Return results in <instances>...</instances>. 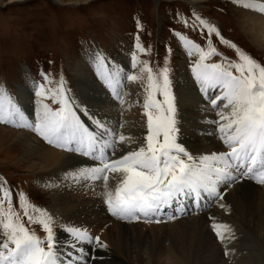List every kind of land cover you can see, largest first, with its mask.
Wrapping results in <instances>:
<instances>
[{
    "label": "snow or ice",
    "instance_id": "snow-or-ice-1",
    "mask_svg": "<svg viewBox=\"0 0 264 264\" xmlns=\"http://www.w3.org/2000/svg\"><path fill=\"white\" fill-rule=\"evenodd\" d=\"M230 2L246 10L264 13V3L257 0ZM183 23L185 28L189 27L187 18ZM190 26L207 33L203 45L180 32H174V35L182 42L188 57L191 79L204 101L202 110L215 113L216 118L205 120L214 125L212 134L217 136L223 150L193 155L179 142L180 128L169 69L165 66L153 72L146 61H138L135 51L131 54V69L147 73L143 98L146 134L139 147L112 159L116 142L125 137L118 136L96 118L85 101L74 100L68 94L70 90L62 76L56 88H47L46 84L50 83L47 73H40L43 83L27 71L24 74L25 79L31 81V92L37 98L34 117L25 115L19 102L0 86V123L16 124L22 120L25 127L46 143L86 158L77 160L78 171L73 174V179L80 176L106 182L108 172L121 173L123 178L114 191L105 183L103 193L107 212L121 220L158 217L163 208L173 203L179 213L185 198H190L193 207L199 208L202 200L222 197L223 192L238 180L247 179L264 185V64L226 39L216 25L201 16L194 14ZM137 28H140L139 23ZM213 33L221 44L234 50L235 59L217 51L212 43ZM136 41L135 49L143 53L145 48L139 43V36ZM214 55L221 56V60L207 62ZM92 63L98 80L113 99L123 104L124 69L109 61L102 52L93 54ZM126 78L135 81L137 76L129 72ZM47 98L57 106L45 103ZM82 116L92 121V128L85 124ZM5 185L6 181H0V235L3 237L0 264H83L87 257L81 244L107 248L99 236H92L77 226H63L62 230L72 239L67 250L62 252L55 241L52 217L35 205L29 213L25 194L19 191L17 195L11 186ZM222 186L223 191H220ZM16 200L19 211L13 206ZM220 206L224 207L223 204ZM22 216L27 218L29 225L42 226L46 236L41 238L26 227ZM168 218L174 219L175 215ZM211 227L217 239L222 238L223 232H231L221 223L214 222Z\"/></svg>",
    "mask_w": 264,
    "mask_h": 264
},
{
    "label": "rangeland",
    "instance_id": "rangeland-1",
    "mask_svg": "<svg viewBox=\"0 0 264 264\" xmlns=\"http://www.w3.org/2000/svg\"><path fill=\"white\" fill-rule=\"evenodd\" d=\"M241 9L245 10L234 6L230 0H26V2L25 0H0V86H4L9 95L17 100L21 107H25L23 110L25 113L34 117L37 98L31 92V81L25 79V72L30 73L41 83L43 81L40 79V73H47L50 83L46 84V87L53 89L57 87L62 76L66 87L70 90L68 94L74 100L85 101L89 111L107 126L117 130V135L120 136L121 132L127 134L125 138L128 140L127 145L122 148L118 145L115 148V153L120 156L132 150V146L139 147L146 134L143 98L144 89L147 86V73H141L139 69H131L132 52H136L138 61H146L153 72H158L162 67H168L179 127L184 121L179 105L180 93L185 91L182 88V80L184 79L190 85H193V81L187 66L188 57L182 42L174 35V32H180L203 45L207 39V33L193 30L190 26L194 14L199 15L216 25L226 39L231 40L251 57L264 64V51L257 47L255 40L248 38L245 33L247 29L239 24L240 16L237 12L245 13ZM250 13L247 14L250 15L249 18L264 19V14L260 12ZM186 18L189 20L188 28H185L183 23ZM138 23L140 28H137ZM137 36H139V43L145 48L143 53L135 49ZM212 43L223 56L229 59L236 58L234 50L221 44L214 33ZM169 49H171L170 53ZM95 52H102L109 61L124 69L121 85L123 104L113 99L95 75L96 70L92 63ZM220 60L221 56L214 55L207 62ZM129 72L137 76L135 81L127 80L126 76ZM132 91L137 97L139 107H142L139 112L142 122L139 126L132 125L125 115L129 109V105L125 103V95L132 94ZM157 98L160 97L157 96ZM188 98L191 100L190 97ZM25 99L27 103H23ZM44 102L53 107L57 106L52 104L51 98L45 99ZM191 111L197 112V108ZM82 120L90 128L93 127L88 117L82 116ZM204 123L193 121V125L203 127L201 135L205 139L202 142L215 139V135L211 134L212 127L204 128L206 125ZM0 128L31 135L46 148L59 150L46 143L29 128L27 131L5 123H0ZM15 139L16 136L13 134L0 132V181H6L5 186H11L17 195L19 191L25 194L29 213L35 205L44 209L52 217L55 224L54 235L61 237L57 245L60 248L64 238L68 239V242L72 238L69 234H64L62 229L61 233L59 232L58 227L61 224L49 208L52 205L50 196L54 194L47 188L51 183V180L47 178L50 177L29 172L28 161L21 160L22 151L18 146L12 145ZM215 148L222 149L220 142ZM216 149L212 151H218ZM74 167L78 170L77 163ZM108 178L106 182H99L100 185L89 184L92 187L95 185L100 187L96 192L93 189L94 197L102 198L105 183L114 191L113 188L123 177L121 173L109 172ZM71 180L75 179L71 177L69 181ZM223 205L224 207H217L218 212L227 208L225 203ZM13 206L19 211L18 200L14 201ZM99 207L97 206L96 209L99 210ZM229 214L230 211H224L225 217L230 216ZM22 221L26 227L34 230L37 236L41 238L46 236L42 226L36 223L29 225L27 218L23 216ZM211 225L209 224L207 229L212 231ZM227 226L231 232L222 233V238H216V242L230 245L228 254L231 260L228 262L244 264L246 260H249V264H264V243L261 237L257 238L252 234L244 236L238 231L234 232L233 227ZM87 229L86 231L91 232V235L98 236L96 227L90 225ZM81 230L85 231L83 228ZM212 235L216 237L215 233ZM100 239L105 242L101 237ZM0 242H3L2 235H0ZM83 245L80 246L83 247ZM91 248V250H85L94 255L91 260L93 261L98 252L95 244ZM222 250L224 252V249ZM224 257L226 258V255ZM105 261L110 262L112 259ZM166 263L167 261H160L155 264Z\"/></svg>",
    "mask_w": 264,
    "mask_h": 264
},
{
    "label": "bare ground",
    "instance_id": "bare-ground-1",
    "mask_svg": "<svg viewBox=\"0 0 264 264\" xmlns=\"http://www.w3.org/2000/svg\"><path fill=\"white\" fill-rule=\"evenodd\" d=\"M257 2L263 3L264 0H257ZM242 11L245 13L237 12L240 16L239 24L247 29L245 33L248 38L255 40L257 47L264 51V19L259 17L249 18L250 15H247L248 13L251 14L250 12L258 13V11L251 9ZM182 83V88L185 91L180 93L179 105L184 121L179 126L180 135L178 140L193 155L210 153L213 149H216L215 146L219 145L217 136L215 135L213 140L202 142L205 139L201 135L203 127L199 128V126L193 125V121L205 122L204 128L210 129L212 127V134L214 133V125L207 122L205 118L210 121L216 118L215 114L206 113L202 110L205 106L204 101L194 87V83L193 85L187 84L184 79ZM215 91L212 90V92ZM125 96V103L127 106L129 105L125 115L130 119L132 125L139 126L142 122L139 117L142 107H139L134 91H132V94L127 93ZM23 103H27V99L23 100ZM195 108H197V112L191 111ZM21 109L23 111L25 107H21ZM25 115H28V113L26 112ZM24 123L20 120L16 124L8 125L27 130L28 127H25ZM114 131L117 134L118 131ZM0 132L16 136L12 145L18 146L22 151L20 157L21 160L28 161L27 168L29 172L50 177L47 178L51 180L50 184L47 183L49 185H47V188L54 194L50 196L52 205L49 208L57 216L58 223L61 224L58 227L60 233L65 225L77 226L85 230H88L87 227L91 225L98 229L97 235L105 241L103 243L107 245V248L100 249L96 246L95 249L98 253L96 258L91 261L94 255L85 249L91 250L94 244L89 247L87 243H83L82 248H84L87 257L83 264H155L160 261H167L166 264H231V262H228L231 260L230 254H228L230 245H225L223 242L218 244L216 237L212 235L213 230L207 229L209 224L214 222L229 225L233 227L234 232L238 231L244 236L252 234L257 238L261 237L264 243V186L255 185L247 180H238L232 184L231 188L229 187L226 192H223V196L216 200L214 204L211 201L202 200L200 202L201 206L196 211L192 209L193 214L186 218L162 221L156 224L144 221L121 220L107 212L106 206L103 204V193L102 198H99L100 196L94 197L93 192L99 191L100 187L98 185L92 187L89 184H99V182L103 183L104 181L89 180L80 176L75 178L74 181H69L73 174L78 171L74 165L79 158L74 154L60 150L57 147L53 148L59 149L58 151L48 149L31 135L1 128ZM120 135L127 137V134L122 132ZM124 140L121 141V144L118 140L116 146L121 145L122 148L127 145L128 140ZM132 144L134 145L133 142ZM133 149H135V146H132ZM115 154L114 150V153L111 154L112 159L118 157V154ZM102 190L100 192H103ZM220 191H223V187L220 188ZM224 203L227 205L224 211H230L228 217L224 216V211L218 212L217 210ZM97 206L99 210L96 209ZM100 212L102 213L100 214ZM88 233L91 235V232ZM64 234L67 233L64 231ZM60 238V235L55 236L57 245H59ZM67 248L68 239L64 238V243L59 249L63 252ZM222 249H224V252L227 250L226 258L228 260L224 257L225 254ZM61 258L66 259L63 256ZM103 258L104 260H102ZM106 259H112V261H105ZM246 261L244 264H249V260Z\"/></svg>",
    "mask_w": 264,
    "mask_h": 264
}]
</instances>
